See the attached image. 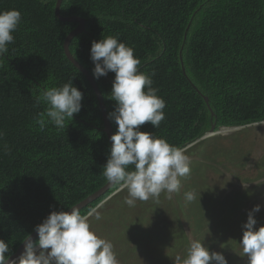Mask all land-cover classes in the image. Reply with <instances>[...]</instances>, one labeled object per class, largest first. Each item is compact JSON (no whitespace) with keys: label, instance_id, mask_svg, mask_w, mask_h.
Wrapping results in <instances>:
<instances>
[{"label":"trees","instance_id":"16d2710c","mask_svg":"<svg viewBox=\"0 0 264 264\" xmlns=\"http://www.w3.org/2000/svg\"><path fill=\"white\" fill-rule=\"evenodd\" d=\"M55 3L0 0V11L16 9L22 17L13 33L14 43L0 58V131L4 133L0 137V239L9 243L10 256L51 211H67L107 183L103 166L110 146L97 102L86 78L69 63L62 48L78 24L57 20ZM59 13L84 20L85 32L72 38L69 52L92 78V41L116 36L133 48L139 71L151 75L152 87L166 105L160 126L145 123L140 131L164 138L191 156L188 177L199 172L198 161L210 160L205 154L210 140L200 139L212 126L213 131L240 129L264 121V0H62ZM113 78L112 72L93 78L107 117L115 107L110 96ZM69 80L83 93L80 112L65 130L52 125L39 130L35 118L45 105H38L36 97ZM197 91L207 97V105ZM108 120L114 134L116 125ZM116 190L113 186L81 214ZM126 196L127 190H120L104 206L106 210L118 207L117 212L130 221L128 235L153 241L151 232L158 223L163 227L156 237L165 231L170 244L177 238L184 240L180 228L171 229L168 216L155 219L153 213L149 227L143 215L142 226L131 223L126 217ZM203 198L209 197L193 200L201 224L216 217L208 214V201ZM158 200L136 201L131 208ZM227 206H221L219 214L224 216ZM210 236L205 244L212 242Z\"/></svg>","mask_w":264,"mask_h":264},{"label":"clouds","instance_id":"9594fccd","mask_svg":"<svg viewBox=\"0 0 264 264\" xmlns=\"http://www.w3.org/2000/svg\"><path fill=\"white\" fill-rule=\"evenodd\" d=\"M21 19L16 9L0 11V58L8 52V45L14 43L13 33ZM90 59L94 79L114 73L110 96L115 107L108 117L115 123L116 131L110 137L104 178L118 191L127 190L124 202L130 207L135 206L136 201L158 200L161 193L171 199L172 194L180 191V178L190 174V160L182 148L151 132L140 131L145 123L159 127L165 119L166 105L157 95L159 90L152 87L151 75L139 71L140 60L135 57L133 48L116 36L92 41ZM72 80L46 88L36 97L38 105H45L35 118L39 130H45L48 125L65 130L74 114L80 112L83 93ZM3 135L0 131V137ZM185 199L195 200L196 193L186 192ZM70 209L51 211L36 225L34 231L38 240L27 236L23 241L24 252L18 260L9 258V243L0 239V264H119L112 243L91 228L90 218H101L97 209L83 215L77 206ZM260 209V205H254L242 225L239 245L248 264H264V225L256 228L254 218V213ZM173 264H227V260L222 253L210 252L202 241L193 239L186 255H176Z\"/></svg>","mask_w":264,"mask_h":264},{"label":"rangeland","instance_id":"374dc122","mask_svg":"<svg viewBox=\"0 0 264 264\" xmlns=\"http://www.w3.org/2000/svg\"><path fill=\"white\" fill-rule=\"evenodd\" d=\"M206 135H209V132ZM207 139L210 142L208 147V144L206 145L205 154L210 156V160L198 161L196 167L199 172H192L190 177H181L180 191L172 194L171 199L162 193L157 202L141 204L135 208L127 206L129 213L126 217L129 215L131 223L134 221L137 227L142 226L144 222L149 227L153 223V213L155 219L163 215L168 216L169 226L171 229L180 228L184 240L177 238L170 244L172 241L170 242L168 237L170 243L167 242L165 231H160V236L156 237L157 229L162 226L158 223H155L151 232L153 237L150 240L153 241L140 240L135 234L134 237L132 234L128 235L130 221H126L117 212L118 207L107 206L106 210L104 206L114 195L96 208L101 218L97 220L94 216L91 217V228L98 236L112 243L119 264H173L176 255L185 256L190 241L183 228V220L195 240L205 244L204 239L211 235L212 242L205 245L211 246L208 247L210 252L222 253L227 264H248L239 241L242 237V225L246 223L247 213L254 205L261 206L260 211L254 213L257 221L255 227L264 225V121L235 131L212 135ZM189 160H192L191 156ZM186 192H195L196 198L209 197L203 198L208 201V214L216 215L211 218L210 223L208 219L202 224L196 220L198 206L194 201L185 199ZM226 205L228 211L222 216L219 214L220 208ZM142 215L144 221L140 224L139 217ZM214 232L221 237L213 234ZM149 243L150 249L144 251Z\"/></svg>","mask_w":264,"mask_h":264},{"label":"water","instance_id":"95a60500","mask_svg":"<svg viewBox=\"0 0 264 264\" xmlns=\"http://www.w3.org/2000/svg\"><path fill=\"white\" fill-rule=\"evenodd\" d=\"M61 3H62V0H56V3H55L54 14H55V17L57 18V20H59L60 22H68V23H73L74 22V23L78 24V26L74 30H72L65 37V39L63 41L62 48H63L64 56L69 61V63L73 67H75L86 78L87 82L89 83V85H90V87H91V89H92V91L94 93V96H95V99H96V102H97V105H98V109H99V112H100V115H101V120H102V125H103L102 131L106 135V138H107V141L109 143V146L111 147L110 137H111V135H113V133H112V129H111V126H110L108 117L106 115V110H105V106H104V103H103L102 96H101V94H100V92H99V90H98V88H97V86L95 84L94 79L88 74V72L78 62H76L74 60V58L72 57V55L69 52V43L72 40V38H74L76 35H78L80 33H84L85 32V29H84V26H85L84 20L82 18H79V17H62L60 15V13H59V8H60ZM188 28H189V25L186 27L185 33L183 35V39H185L186 32H187ZM178 56H179V61H180V64H181V70L184 73V69H183V66H182V63H181V50L179 51ZM197 93L201 96V98L204 100L205 104L207 105L208 104L207 97L201 95L198 91H197ZM209 113H210V116L212 117L213 116V113H212L211 110L209 111ZM213 129H214V126L211 127V129L209 131V135H205L200 140H203V139H205V138H207L209 136H212V135H218L220 133H226V132H228V130H234L235 131V130H238L239 128H220L218 132L217 131L214 132ZM112 187H113V185H110L107 182L99 190H97L93 194L89 195L87 198H85L83 201L79 202L75 206H77L80 210L83 209V208H85L89 204H91V203L95 202L96 200H98L99 198H101ZM117 192H118V190L114 191L111 195L107 196L95 208H97L98 206H100L104 201H106L107 199H109L112 195H115ZM75 206H73V207H75ZM70 210L71 209H69L67 211H70ZM182 225H183V228H184V230H185V232L187 234V237H188V239H189V241L191 243V241L194 238L192 236V233H191L188 225L186 224V222L184 220L182 222ZM30 237H31V239L33 241L36 238H38L36 232H33L32 234H30ZM23 252H24V243L22 242L21 245L14 252V254L12 256H10L9 258L11 260H18L19 257L23 254Z\"/></svg>","mask_w":264,"mask_h":264},{"label":"bare ground","instance_id":"6f19581e","mask_svg":"<svg viewBox=\"0 0 264 264\" xmlns=\"http://www.w3.org/2000/svg\"><path fill=\"white\" fill-rule=\"evenodd\" d=\"M231 131H234V130H228V132H231Z\"/></svg>","mask_w":264,"mask_h":264}]
</instances>
